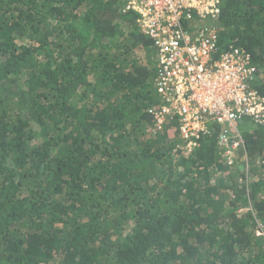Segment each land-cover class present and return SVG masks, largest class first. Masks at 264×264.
I'll list each match as a JSON object with an SVG mask.
<instances>
[{"label":"trees","instance_id":"16d2710c","mask_svg":"<svg viewBox=\"0 0 264 264\" xmlns=\"http://www.w3.org/2000/svg\"><path fill=\"white\" fill-rule=\"evenodd\" d=\"M124 4L0 0V264H264V125L240 119L231 160L218 123L190 149L176 114L153 130L155 50ZM212 24L264 96V0Z\"/></svg>","mask_w":264,"mask_h":264},{"label":"built area","instance_id":"2783aa9c","mask_svg":"<svg viewBox=\"0 0 264 264\" xmlns=\"http://www.w3.org/2000/svg\"><path fill=\"white\" fill-rule=\"evenodd\" d=\"M126 10L136 13L138 29L155 50V87L164 103L148 110L155 120L153 130L162 129L167 115L176 114L190 149L218 123V145L231 160L242 143L240 119L264 125V96L248 86L254 69L242 50L214 57L218 32L212 23L220 14V0H125Z\"/></svg>","mask_w":264,"mask_h":264},{"label":"rangeland","instance_id":"374dc122","mask_svg":"<svg viewBox=\"0 0 264 264\" xmlns=\"http://www.w3.org/2000/svg\"><path fill=\"white\" fill-rule=\"evenodd\" d=\"M137 54H139V52H138ZM141 55L143 56L144 54H141ZM154 59H156V58H155V55H154Z\"/></svg>","mask_w":264,"mask_h":264}]
</instances>
